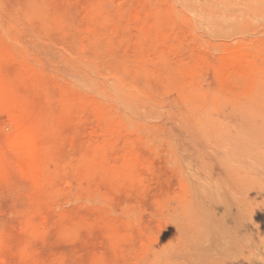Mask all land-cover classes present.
<instances>
[{
	"label": "rangeland",
	"instance_id": "rangeland-1",
	"mask_svg": "<svg viewBox=\"0 0 264 264\" xmlns=\"http://www.w3.org/2000/svg\"><path fill=\"white\" fill-rule=\"evenodd\" d=\"M263 199L264 0H0V264H219Z\"/></svg>",
	"mask_w": 264,
	"mask_h": 264
},
{
	"label": "bare ground",
	"instance_id": "bare-ground-1",
	"mask_svg": "<svg viewBox=\"0 0 264 264\" xmlns=\"http://www.w3.org/2000/svg\"><path fill=\"white\" fill-rule=\"evenodd\" d=\"M14 135L11 145L30 155L32 153L30 134L25 130H17ZM250 208V214L242 217L236 229H229L227 232L219 264H252L254 260L255 264H264V199L255 202ZM234 234L237 236L236 242L238 240L241 242L238 244L240 247L232 238Z\"/></svg>",
	"mask_w": 264,
	"mask_h": 264
}]
</instances>
